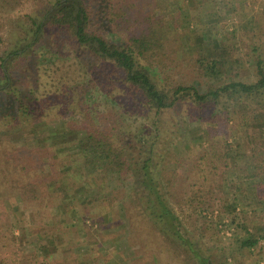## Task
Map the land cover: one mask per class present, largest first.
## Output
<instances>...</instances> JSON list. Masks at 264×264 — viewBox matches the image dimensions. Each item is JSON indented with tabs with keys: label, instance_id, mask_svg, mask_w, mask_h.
Segmentation results:
<instances>
[{
	"label": "trees",
	"instance_id": "16d2710c",
	"mask_svg": "<svg viewBox=\"0 0 264 264\" xmlns=\"http://www.w3.org/2000/svg\"><path fill=\"white\" fill-rule=\"evenodd\" d=\"M27 1L0 0V29L5 27L0 38H6V45L0 50V131L12 133V136L30 131L32 133L27 136L32 138L31 142L24 137L27 145L35 142L40 146L48 141L54 148L55 157L69 163L59 172L61 178L33 184L24 179L34 169L29 172L26 167L18 165L17 157L7 156L5 165L0 166V181L20 190L24 205L38 214L33 221L36 225L48 224L51 218L46 200L62 198L65 217L69 216L71 220L66 225L60 223L57 229L54 227L50 236L46 232L39 233L38 238L47 240L46 244L40 245L42 260L48 263L53 253L49 254L47 244L55 241L60 228L84 219L79 206L87 210L86 218L94 221L92 207H103L119 200V195L114 194L117 187L113 185L120 180L118 187L135 190L131 203L147 214L150 225L156 226L172 245L183 246L194 264H214L210 256L202 252L198 242L187 235L176 204L169 199L171 192L162 170L165 169V152L176 149L189 135L190 123H210L206 132L211 144L204 149L206 152L201 159L222 173L228 169L235 171L242 164L251 166L257 199L264 211V56L258 54L253 59L256 75L253 81L240 78H228L219 83L210 81L220 77L223 66L231 64L238 69L240 60L233 57L231 42L232 37H237L238 27L232 30L231 38L226 30L216 28L215 24L220 23L222 16L219 12H211L207 1L107 0L110 4L109 22L118 30L130 31L122 45L110 41L102 32L90 29L94 9L98 6L95 0H50L55 6L53 11L49 7L41 12L43 16L28 13L11 20L9 13ZM101 1L105 5V0ZM173 4L176 6L172 7ZM5 20L10 23L6 25ZM188 22L207 46L201 44L196 55L184 59H167V36L180 29L181 23ZM200 24L206 26L207 33L204 30L199 32ZM243 28L247 29V24ZM52 29H67L74 39L73 52L76 55L69 56L74 60L69 67L87 68L94 64V60H99L117 69L121 83L119 78L114 81L122 85L121 93L115 98L107 96V100L127 113L145 116L148 124L142 131L130 132L123 137L121 127H115L112 135L100 125L89 124L85 115L74 112L71 114L73 118L64 119L62 126L54 125L49 119L51 115L45 113L48 109L46 102L53 99L60 88L44 90L42 93L46 96L40 97L38 91L44 85L41 77L44 74L54 81L48 73L56 74L63 66L66 68L71 59H58L53 55V45L47 34ZM58 61H64L62 67ZM180 68H186L183 72L192 69L195 73L190 80L184 79L178 71ZM196 78L208 82L203 84ZM179 114L180 119L176 117ZM168 117L169 122L174 120L169 128ZM228 126L241 130V136L236 132L234 136H226ZM220 132L225 139L216 144L213 138ZM208 149L211 153L214 150V154L207 153ZM31 150L41 156L34 148ZM37 151L40 154V150ZM175 161L183 165L182 159ZM19 170L26 172L24 178ZM183 173L187 174L185 168ZM187 177L190 178L188 174ZM237 180L239 185L245 182L239 175ZM35 185L38 186L36 189ZM128 195L133 197L132 192ZM124 202L130 203L127 199ZM191 202H195L194 199ZM247 204L252 206V202ZM206 206L205 202L196 205L200 222L206 217L203 215ZM104 221L98 219L99 225ZM231 222H236V218ZM245 230L248 236L242 241L244 247H256L264 239V231H256L253 235L248 227ZM74 264L101 262L76 261Z\"/></svg>",
	"mask_w": 264,
	"mask_h": 264
},
{
	"label": "rangeland",
	"instance_id": "374dc122",
	"mask_svg": "<svg viewBox=\"0 0 264 264\" xmlns=\"http://www.w3.org/2000/svg\"><path fill=\"white\" fill-rule=\"evenodd\" d=\"M205 1L210 4L211 12L221 13L220 23L215 24L216 28L226 30L228 37L231 38L232 30L238 27L237 37H232L231 40L233 57L240 60L238 69H234L231 64L223 66L220 77L210 81L219 83L228 78L255 80L253 59L258 54L264 56V0H201V3ZM94 2L98 6L94 9L90 29L102 32L110 41L124 44L130 31L118 30L109 22L110 0L109 2L105 0V5L101 0ZM174 6L176 5L173 4L172 7ZM49 7L50 9L55 7L50 0H29L9 13V18L13 20L28 13H40L43 16L41 12ZM228 15L231 18H228ZM4 23L8 25L10 20H5ZM243 23L247 24V29L243 28L245 26ZM4 28L1 27L0 33L5 31ZM198 29L199 32L206 31V26L200 24ZM47 34L53 45L52 53L58 59L62 57L71 59L69 56L76 55L73 52L74 39L67 29H52ZM203 42V37L199 38L191 23H181L180 29L167 36L165 42L167 59L176 57L184 59L196 55L201 44L203 47L207 46ZM5 45L6 38L3 40L0 38V50ZM255 47H258V50L255 51ZM26 54L29 55V52ZM48 54L50 55L51 51ZM58 62L62 67L64 61ZM73 62L74 60H69L67 67L63 66L56 74L52 71L48 73L54 81L44 74L41 77L44 85L40 87V92L38 91L40 97L46 96L42 93L44 90L60 88L58 94L46 102L48 109L45 113L51 115L49 119L55 123L54 125L59 127L64 119H72L71 114L74 112L85 115L84 118L89 124L100 125L112 135L115 134L113 130L115 127H121L123 137L130 132L135 134L142 131L144 125L148 124L145 116L134 112L127 113L107 100V96L115 98L121 93L122 85L119 84L121 79L117 69L99 60H94V64L87 68L69 67ZM184 70L186 68L178 70L182 75L180 76L190 80L195 70L183 72ZM75 79L77 82H74ZM117 79L119 83L115 82ZM196 79L203 84L208 82ZM53 83H56V86H52ZM176 117L180 119L182 116L179 114ZM169 119L170 117L167 122ZM172 122L173 119L167 124L168 128L172 126ZM192 123L189 124L191 128L189 135L179 142L177 148L165 152V169H162L171 192L169 199L172 204H176L183 228L187 235L198 242L202 252L208 254L214 264H264V239L260 240L258 246L252 248L244 247L242 244L243 239L248 236L246 227L253 235L256 231H264V211L257 199L258 192L253 184L251 166L242 164L237 166L235 171L228 169L225 173L213 170L211 164L201 159L203 152H206L204 149L211 144L206 132V126L210 123ZM238 130L237 127L228 126L225 128V135L234 136L236 132L237 136H241L242 131L239 130L238 135ZM30 133L32 132H20L12 136V133L0 131V166L5 165L4 160L7 156L17 157L19 166L26 167L29 172L34 169L24 179L30 183L42 184L56 177L61 178L59 172L69 161L62 162L60 158L55 157L54 148L48 141L40 146L35 145V142L27 145L24 137L31 142L32 138L28 137ZM220 133L213 138L216 144L220 139H225ZM31 148L41 156H36ZM37 150H40V154ZM207 153L212 155L214 150L211 153L208 149ZM178 159H182L183 165L175 161ZM184 168L190 178L183 173ZM19 172L24 178L26 172L23 170ZM238 175L245 181L240 185ZM119 181L113 185L118 188L114 194L119 195V200H115L114 204L108 202L103 207H92L94 221L92 218H86L87 210L79 206L81 217L84 219L67 228L58 229L60 234L55 241L51 240V243L47 244L49 254L53 253L47 264H74L76 261L85 263L95 260L101 264H194L183 246L172 245L156 226L150 225L147 214L142 213L131 203L136 195L135 190L133 188L128 191L121 190V187H118ZM37 187L35 185L34 189ZM130 192L133 193V197L128 195ZM20 193L13 185L0 181V264H45L41 258L40 245L46 244L47 240L37 236L44 232L50 236L54 227L59 228L60 223L66 225L71 218L65 217L62 198L54 200L49 198L46 201L49 203L51 218L47 221L48 224L36 225L33 221L34 216L38 214L24 205ZM126 199L130 203H125ZM193 199L195 202H191ZM201 202L202 204L205 202L207 206L203 213L206 217H202L200 222V212H195V208ZM249 202H252V206L247 204ZM196 209L199 210L198 207ZM102 218L105 221L99 225L98 219ZM233 218H236V222L232 223ZM244 223L246 224L243 225Z\"/></svg>",
	"mask_w": 264,
	"mask_h": 264
},
{
	"label": "water",
	"instance_id": "95a60500",
	"mask_svg": "<svg viewBox=\"0 0 264 264\" xmlns=\"http://www.w3.org/2000/svg\"><path fill=\"white\" fill-rule=\"evenodd\" d=\"M55 9V7H53L52 9H51V11H53ZM20 53H21V51H19Z\"/></svg>",
	"mask_w": 264,
	"mask_h": 264
}]
</instances>
